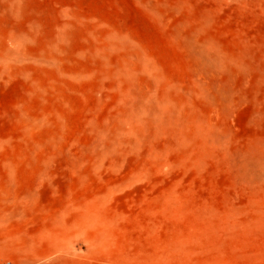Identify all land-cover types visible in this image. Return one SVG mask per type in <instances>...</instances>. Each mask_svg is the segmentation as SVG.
Masks as SVG:
<instances>
[{"label":"rangeland","instance_id":"rangeland-1","mask_svg":"<svg viewBox=\"0 0 264 264\" xmlns=\"http://www.w3.org/2000/svg\"><path fill=\"white\" fill-rule=\"evenodd\" d=\"M0 264H264V0H0Z\"/></svg>","mask_w":264,"mask_h":264}]
</instances>
